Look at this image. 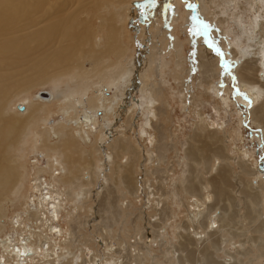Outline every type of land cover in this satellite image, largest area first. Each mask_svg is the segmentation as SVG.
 Masks as SVG:
<instances>
[{
	"label": "bare ground",
	"instance_id": "1",
	"mask_svg": "<svg viewBox=\"0 0 264 264\" xmlns=\"http://www.w3.org/2000/svg\"><path fill=\"white\" fill-rule=\"evenodd\" d=\"M151 1L153 0H115V2H106L104 0H0V63L3 65V63L8 62L12 66H19L22 63L27 64V60L37 52L35 50H39L41 51L42 57L39 60H35L32 66L37 72L40 81L46 82L50 78L51 82H53L52 93L50 91H48L49 94L37 93V96L40 98L39 102L33 103L28 99L22 100L23 102L21 104L23 106H18L21 111L17 112V114L25 117L23 122L15 115L8 114L7 105L9 104V100L6 98L8 89L0 86V264H77L79 260L81 261L79 264H140V261H138L139 263H134L136 262L134 259H131L132 261L130 262H125L124 258L118 255L114 244L109 242L108 244H104L106 252H101V248H97L96 250L92 249L89 251L87 255H85L84 251L80 256L74 253L75 251L72 250V246L75 243L70 242V234L67 235L60 225V212L65 208V200L70 199L75 204L74 208L76 206L77 208L78 206L83 207L86 203V198L95 190L93 189L95 186L98 188L102 187L103 189L106 186L107 195L102 198V201L106 203V206L108 205V208L112 211H110L111 213L117 214L119 217L123 213L116 206L119 199H116L115 191H122L123 187L127 189V192L129 190L131 193L138 194V191L143 189L142 187L145 185V182L142 186L139 180L133 177L134 166H143V164H140V157L136 148L132 146L130 140L127 138H122V136L110 137L109 135V132L117 133L119 128H121L123 123L119 124L117 121L120 119L118 118L119 115L121 117L128 116L124 120L128 123V127H123L121 132L123 130L127 132L133 129L132 126L135 124L138 128L137 132L139 136L148 139V143L156 146L157 151H159L157 152L159 157L163 156L164 151L168 148L167 142L160 143L166 138V135H163L161 137L162 140L155 144L153 133L145 130L146 126L154 125L152 124L153 121L150 115H157V108L155 106L159 102L157 94L161 91L157 85L167 82L162 75L167 61L164 58V54L159 52V56L154 57L153 53L149 52V45L151 44L153 46L154 42L152 44L145 40V46L140 49V52L134 54L127 61L128 63L124 64L122 57L125 56L128 48L126 46L123 47L121 43L122 32L116 25L122 21L125 15H129L130 21L134 20L135 14H138L137 7L142 5L145 8L143 4ZM196 1L199 4L196 14L198 17L205 18L212 27L214 24L219 27L224 23V20L221 18L218 20V23L214 22V10L212 6L225 8V5L231 6V3L236 2L235 0H221V2L219 0ZM251 1L247 0V2L252 4ZM263 3L264 0H262V7H254L255 12L258 11V13L252 15L249 22L241 21L239 25L241 29L239 34L242 37L244 36V39L242 40V45L237 47L240 49L242 58L245 59V63L243 65L240 64L241 66L236 70L240 80L239 82L243 90L246 87L252 86V84L255 86L257 82L261 86L260 90H258L259 88L254 89L257 87H253L252 90L250 88L251 92L249 91L248 95L251 94L250 96L255 98L252 102L253 98L251 99L249 96L251 103H258L261 99L260 91L264 92ZM248 5L246 3V6ZM111 7L115 9L112 12H110ZM179 9L180 0H176L173 11ZM260 11H263L262 14H260ZM160 12L158 9V13ZM107 13L111 14L109 18L106 17ZM194 13L189 10L183 12L184 22L182 26H184V29L187 27L190 31L189 36L195 47L194 55L199 59V66L203 67L205 71H210V76H214L215 73L218 74L222 70V68H218L219 56L215 53L214 48L211 47L212 49H209V47L206 48L204 46L205 43H203L204 40L200 26L194 22ZM239 13H235L236 18L233 17V19H238L240 16ZM81 16H85L83 18L86 19H83ZM95 16H100V19L97 18L99 30H93L91 28V23ZM160 22L162 21L159 19L156 22L154 21L152 25L153 29L158 30L156 34L158 36L164 35L165 29L163 23L160 24ZM42 23L44 24L42 25ZM38 25L40 27L37 29L29 30ZM133 25L136 35L139 34L141 32L140 25L135 24L134 21ZM96 32L101 33V44H98L96 41ZM212 37L221 47L227 46L223 39V32L221 34L219 28L217 29L215 27L213 29ZM160 40L161 45H165V36ZM237 42L241 44V41ZM237 42L236 45L238 44ZM157 44L159 45V43ZM167 44L169 45V43ZM180 44L174 45L177 50L176 67L178 69L181 67L180 59H178L180 55ZM112 54L113 57H111ZM259 55L261 58L258 57ZM254 57L261 59L262 62V71L260 74H257L258 78L255 79L253 77L255 76L253 75L254 67L251 65L252 63H249L250 60L253 61L255 59ZM87 59L92 61L91 68L84 66ZM154 64H157V67ZM46 67H53L52 77H49L51 73L46 71ZM43 69L45 72H41ZM156 69L160 71L162 78L160 82L154 83L152 78H154L153 74ZM66 75L70 76L75 84L74 86H69L65 91H60L58 89L59 77L61 78ZM2 81L3 77L0 76V85ZM29 84L30 82L28 81L25 86H29ZM189 85V82H186L185 85L183 84L185 87H189ZM130 90L140 93L141 98L145 101V108L142 107L139 95H135L133 98L131 97V103L127 101ZM240 93V98L244 102L245 100L247 101L245 99L247 92L244 94L240 91ZM85 95H87V102H84ZM52 103H57L61 106L63 111L60 108L59 110L62 113L64 112L68 116L67 118L71 120L69 126L62 124L60 121H56L52 125H48V122H45L46 119L42 117V114L45 112V115L49 113L48 117L50 116L51 110L47 109V107ZM138 110L145 117V125L141 122L144 126L131 120L137 115L135 113L139 112ZM253 112L252 122L261 126L264 133V102L261 101ZM42 118L43 121L41 122ZM200 118L201 122L199 123H202L201 128L203 130L198 133L194 131L195 135L193 139L195 143L186 149V155L188 159H192L196 163L200 164L203 162V164H209L208 162H211L212 157L224 156L223 149L216 144L217 140H220V137L218 139L217 134L214 133L216 130L212 131L210 128L211 131L207 130L208 132H205L207 123L202 113L200 114ZM39 122H41L43 128L38 126ZM53 135H57L58 138L56 141H52ZM91 135L94 136L90 144H94L92 145L94 149L93 153L91 152L92 146L89 148L86 146ZM145 135L148 136L145 137ZM109 139L114 140L113 143L108 144L113 155L112 152L102 150V147L107 144ZM83 141L86 145L83 144ZM27 146L33 149L32 152H43L46 158L45 162L39 161L38 159L33 161L36 164L31 180L32 186L29 184L31 194L22 192L23 189L20 181V179H26L27 170L22 163V159L28 150ZM151 146L146 145L142 149L144 153L143 162L149 159L151 161L155 160L154 150L152 149L155 147ZM99 150L103 155L94 156L95 152ZM125 155H129L130 157L129 162L123 165L118 159H122ZM111 156H113L111 176L105 174V179L108 181L109 179L112 180L114 188H118V190H112L111 185L99 184L101 181L100 172L103 167L102 165L110 164L111 162L107 161L106 157L110 158ZM226 158L227 156L225 155L223 159ZM229 165L227 164L226 167L223 166V171L218 172L219 175L217 177L205 179L204 181L201 174L198 175L199 171L194 168L197 171L196 175H194L195 177H191L192 179H188V183L182 185L181 189L195 198V201L188 204L190 211L188 223H186L185 228L196 234L198 240L206 233L215 229V217L218 213L213 211L212 207L208 205V202L212 196L218 199L217 201L221 198L223 199V197L227 198L228 187L230 186V182H232L230 181L232 168ZM240 166L242 173L245 175H259V172L254 170L250 165L249 159L241 163ZM22 168L25 170L24 174L21 172ZM89 168L94 169L92 173L85 171L86 169L89 170ZM62 171L65 172L62 173ZM120 172L121 175H119ZM116 173L118 177L114 178L113 175ZM44 175H48L49 179L44 178ZM92 175L94 176L92 177ZM257 177L260 178L259 176ZM263 180V178L262 180L260 178L261 183L258 188L256 187L258 190H254L256 188L250 185L247 189L249 211L248 215H246V217L250 216L251 220H256L257 216L262 217V224H257L255 230L262 233V238L261 236L258 237L259 242H262V245H258L259 256L262 255V257L264 256ZM147 188L148 193L144 194L148 197V202L154 205L151 197L155 195L156 198L157 194L153 192L151 185L145 189ZM145 189L143 190L145 191ZM176 189L171 190V194H177L179 190ZM158 190L161 189L159 188ZM96 192H99V189ZM168 192L170 193V191ZM149 194L152 196L150 197ZM65 195L66 197H64ZM20 197L23 199V212L27 213V215L24 216L25 214L23 215L19 211L9 218L6 217V220H3L6 216V212H4V203L6 200L15 202ZM79 197L85 198V200L81 201L83 203L81 205L79 204L81 203L79 202L80 200L78 201ZM156 200L158 199L156 198ZM251 207L254 212L256 211V215L251 213ZM73 210L71 209V212ZM204 211L206 212L204 213ZM109 229L111 228L109 227ZM252 240L255 243L256 240ZM243 243L242 241V246ZM87 249L88 246L85 250ZM149 251L150 249L148 248ZM205 256L207 257V254ZM177 257H179V254ZM33 261L36 262L33 263Z\"/></svg>",
	"mask_w": 264,
	"mask_h": 264
},
{
	"label": "rangeland",
	"instance_id": "2",
	"mask_svg": "<svg viewBox=\"0 0 264 264\" xmlns=\"http://www.w3.org/2000/svg\"><path fill=\"white\" fill-rule=\"evenodd\" d=\"M104 1L115 2V0ZM235 1L236 2L231 3V6L228 5L229 8H227L228 6L225 4V8L221 6L215 7L210 4L214 10V22L218 23L220 18L224 20V23L221 24V26L218 27L214 24L213 27H216L217 29L219 28L221 34L223 32V39L227 45L225 47H221L218 42L213 39L212 31L214 28L208 24L207 20L198 17L196 14L198 11L197 9L199 8V4L196 0H180V9L175 11L173 10L176 0H153L149 3L143 4L145 8H143L142 5L137 7L138 14H135L134 20L130 21L129 15H125L122 21L116 24L122 32L121 43L123 47L126 46L128 48L125 56L122 57V62L124 64L128 63L127 61L132 58L134 54L140 52V49L145 46V40L152 44L154 42L155 47L154 45H149V52L153 53L154 57H158L159 53H162L167 61L166 67L162 71V75L167 82L165 84L162 83L161 85L156 84L160 87L161 91L157 94L159 97V102L155 106L157 108V115H150L153 121L152 124L154 125L146 126L145 130L153 133L152 135L154 136L153 139H155V144L162 140L161 137L163 135H166V138L160 143H163L164 141L167 142L168 148L164 151V157H159L157 153L159 151H157L156 146L148 143V139L139 136L137 132L138 128L135 124L132 126L133 129L127 132H124V130L121 132L123 127H128V123L124 121L128 116H118V118H120L118 120L116 119L118 123H123L121 128H119L120 132H109V135L110 137L122 136V138L124 137L130 140L132 146L136 148V151L139 154L140 164H143L144 166H134L133 177L138 179L142 186L145 182V185L142 187L143 189L151 185V189L157 194L156 198L158 200H156L155 195L151 197L152 195L149 194L154 205H151V203L148 202V197L146 196L148 188L145 189L146 192L143 189L139 190L138 194L131 193L129 190L127 192V189H124L122 186V191H119L118 188H114L113 181L105 179V174L110 175L112 172L111 167L113 156L110 158L106 157V160L111 163L108 165H102L103 167L100 172L101 181L99 184L104 183V185H111L110 187H112V190H118L115 191L116 199H119L116 206L122 211L123 215H119L118 217L117 214L111 213L112 211L108 208V205L106 206V203H103L102 198L107 195L106 186L104 189L95 186L93 188L95 190L86 198V203L83 207L78 206L77 208L76 206L74 208L75 204L72 203L70 199L65 200V208L60 212V225L63 227L67 235L70 234V242L75 243L72 246V250L75 251L74 253H77L80 256L84 251L85 255H87L89 251L92 249L96 250L97 248H101V252H106L104 244H108L109 242L114 244V248L117 250L118 255L124 258L125 262H130L134 259L136 261L134 263H139L138 261H140V264H231L233 261L235 264H264V256H259L258 249V245H262V242H259L258 240V237L261 236L262 238V233L255 231L257 224H262V217L257 216V219L255 218L256 220H251L250 216L246 217L249 211L247 189L250 186L258 188L261 183L260 178L261 180L262 178L264 179V133L261 126L252 122L255 107L261 101L264 102V92L260 91L261 99L258 103H251L249 100L251 94L248 95L250 88L252 90L253 87H257L254 89L259 88L258 90H260V83H255V86L252 84V86L246 87L243 90L236 72L237 68L245 63V59L242 58L240 49L238 48L242 45V40L244 39V36L242 37V35L239 34L241 30L239 27L240 22H249L250 17L257 14L258 11L255 12L254 7H262V0H252V4L247 2V0ZM219 2H221V0H219ZM245 2L247 5L249 3V5L246 6ZM234 3L237 4L235 5ZM158 9L161 11L160 13H158ZM113 10L115 9L112 8L110 12ZM188 10L193 13L195 11L193 14L194 22L200 26L204 40L203 43H205L204 46L206 48L209 47V49L214 48L215 53L219 56L218 68H222V70L218 74L215 73L214 76H210V71H205L203 70V67L199 66L200 62L194 55L195 47L189 36L190 31L187 27L184 29V26H182L184 22L182 14ZM220 11H223V13L225 12V14H221ZM262 12L263 11H260V14H262ZM235 13H239L240 15L238 19H235ZM110 16L111 14L107 13L106 17L109 18ZM233 17L235 18L233 19ZM97 18L100 19V16H95L91 23V28L93 30H99V22ZM159 19L162 21L160 24L163 23L164 26H162L165 29L164 35L158 36L156 35L158 30H155V28L153 29L152 25L154 21L156 22ZM133 21L135 24H139L141 28V32L137 35L134 31ZM43 24L44 23H42V25ZM38 27H40V25L32 27L29 30L31 31ZM96 33V41L98 44H101V33ZM138 35L139 37H137ZM163 36H165L166 43L162 46L160 39H162ZM237 41H241V44ZM236 42L238 43L237 45ZM156 43H159V45H156ZM167 43H169V45ZM176 44H180V55L178 59H180L181 67H179V69L176 67L178 57L177 50L174 47ZM35 51L37 52L27 60V64L22 63L19 66H12L8 62L3 63V65L0 63V76L3 77L0 86H3L4 89H8L6 92V98L9 100L7 112L8 114L15 115L18 119L20 118L19 120L22 122L25 117L17 114V112L21 111L18 106H23V104H21V102H23L22 100L28 99L33 103H37L40 100L37 96L38 92L39 94H45V92L46 94H49L48 91L51 93L53 91V82H51L50 78H47L48 80L46 79V82L40 81L37 72L32 66L35 60H39L42 57L41 51ZM111 57H113V54ZM258 57L261 58L260 55ZM254 58L255 59H253V61L250 60L249 63H252L251 65L254 67L253 75L255 76L253 77L255 79L258 78L257 74H260L262 71V62L261 59ZM91 63L92 61L87 59L84 66L86 68H91ZM154 66L157 67V64H154ZM43 70L41 72H45V70ZM46 71L51 73L49 77L53 76V67H46ZM56 75L58 76V74ZM153 75L154 78L151 80L154 81V83L161 81L162 75L159 70L157 71L156 69ZM59 80L58 89L60 91H65L69 86H74L75 84L73 83L74 80L67 75L62 76L61 78L59 77ZM28 81L30 82L29 86H25ZM185 81L189 82V87L183 86V84L185 85L186 83ZM240 91L244 94L247 92L245 98L247 101L245 100L244 102V100L240 98ZM135 95H139L142 107L145 108V101L141 98V95L138 92L130 90L127 101L131 103V99L133 96L135 97ZM250 98H253L252 102L255 100L254 97L250 96ZM86 100H88L87 95H85L84 102H87ZM59 108L63 111L59 104H50V106L47 107V109L51 110L50 116L48 117L49 113L45 115L44 112L42 117L46 119L45 122H48V125L60 121L62 124L69 126L71 120L68 119V116L65 115L64 112L62 113ZM201 113L207 123L205 126V132H208L207 130H216L214 133L217 134L218 139L220 137V140H217L216 144L222 147L224 155L223 157L220 156L222 158H216V156L215 158L212 157L211 162H208L209 164H203V162L200 164L196 163L194 160L188 159L186 155V149L191 144L195 143L193 139L195 133L203 130L201 128L202 123H199L201 122ZM117 114H119V112H117ZM135 114L137 115L131 120L139 125H145L144 115L140 113V111ZM43 118L41 119V122L43 121ZM41 122L38 123V126L43 128ZM146 136L148 135H145V137ZM57 138V135H53L52 141H56ZM93 139L94 136L91 135L89 142H87L88 144H84V141L83 144L89 148L94 145H90ZM113 141L114 140L109 139L107 144L102 147V150L112 152L108 144L113 143ZM146 145H152L151 147H155L152 148L154 150L153 154L155 159L154 161L152 160L153 162L151 159L143 162L144 153L142 152V149ZM27 149L28 150L22 159V163L27 170L26 179H20V181L23 189L22 192L31 194L29 184L31 185L36 164L33 161L38 159L39 161L45 162L46 158L41 151L36 153L32 152L33 149L28 146ZM93 151L94 149L92 146L91 152L93 153ZM99 152L101 153L100 150L95 152L94 156L103 155ZM225 155L228 158H226L227 160L223 159ZM129 157V155H125L122 159L119 158L118 161L125 165L129 162ZM244 159H249L250 165L254 170L259 172V175L251 176V174L245 175L242 173L240 165L245 161ZM225 164H230L229 166L232 168V176L230 177V181L232 182H230V186L228 187V196H230H227L228 199L223 197V199L221 198L219 201L212 196L208 205L212 207L215 213H218L215 217V231L211 230V232L206 233L200 240H198L196 234L185 228L186 223H188L190 211L188 209V204L195 201V198L181 189L182 185H185L189 180L195 177L194 175L197 173L196 170L201 172H198V175L201 174L204 178L203 181L215 176L217 177L219 175L218 172L223 171V166L226 167ZM194 168H196V170ZM93 170V168H89V170L86 169L85 171L92 173ZM194 171L196 172L194 173ZM21 172L24 174L25 170L22 168ZM63 172L65 171H62V173ZM119 175H121V172ZM93 176L94 175H92V177ZM113 177H118V174H114ZM44 178L48 180L49 176L44 175ZM176 187L179 190L177 194H171V190H175ZM159 188L161 190H158ZM257 188L254 190H258ZM98 189L99 192H96ZM168 191H170V193ZM161 194L163 195L162 198ZM64 197H66V195ZM82 200H85V198H78L79 202ZM155 202H157V205ZM79 204L81 205L83 203L81 202ZM105 208L106 210H104ZM71 209H74V212L72 211L73 213L71 212ZM23 210L22 197L15 202L6 200L4 203V212H6V216L3 220H6V217L9 218L19 211L26 216L27 213L23 212ZM250 211L253 215H256V211L254 212L252 207L250 208ZM205 212L206 211H204V213ZM109 227L111 229H109ZM155 237L157 238L155 239ZM153 239L155 240L153 241ZM252 239H255L257 242L255 241L254 243ZM242 241L244 242L243 246L241 245ZM87 246L88 249L85 250ZM148 248L150 249L149 252ZM178 254L179 257H177ZM206 254L207 257L205 256ZM35 262L36 261H33V263ZM79 262L81 261L79 260L77 264H79ZM234 262L232 264H234Z\"/></svg>",
	"mask_w": 264,
	"mask_h": 264
},
{
	"label": "water",
	"instance_id": "3",
	"mask_svg": "<svg viewBox=\"0 0 264 264\" xmlns=\"http://www.w3.org/2000/svg\"><path fill=\"white\" fill-rule=\"evenodd\" d=\"M46 93V92H45Z\"/></svg>",
	"mask_w": 264,
	"mask_h": 264
}]
</instances>
